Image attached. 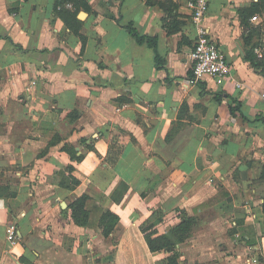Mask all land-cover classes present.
Listing matches in <instances>:
<instances>
[{"label":"crops","instance_id":"1","mask_svg":"<svg viewBox=\"0 0 264 264\" xmlns=\"http://www.w3.org/2000/svg\"><path fill=\"white\" fill-rule=\"evenodd\" d=\"M259 2L211 1L204 25L231 69L218 85L190 84L188 0H0V264H264V62L247 57L264 46ZM184 214L189 237L152 252L142 226L156 239Z\"/></svg>","mask_w":264,"mask_h":264},{"label":"trees","instance_id":"2","mask_svg":"<svg viewBox=\"0 0 264 264\" xmlns=\"http://www.w3.org/2000/svg\"><path fill=\"white\" fill-rule=\"evenodd\" d=\"M60 9H63V6H61ZM256 11H260V12L264 11V0H260L255 11L252 12V15ZM125 27L128 29L130 34L133 37H135V39L138 43H147L150 47L156 48V45H157L156 41L157 40H155V38L140 36L138 34L137 30L135 29V27L133 26V24H131V23L125 25ZM247 57L250 60L251 64L256 69L259 68L260 64L261 63L263 64V62H264V59L261 60L257 57L254 50H252V52H250ZM156 60H157L158 64H163V61L159 57H157ZM240 107H241V104L238 103L237 106L232 109V111L234 112L235 110L240 109ZM74 114H76V113L75 112L71 113V116L76 118L77 114L76 115H74ZM116 155H118V154H116ZM72 158H75V157H72ZM76 159L80 160L81 157H77ZM112 163H114V162H110V164H112ZM2 196L3 195L0 194V197H2ZM11 196H13V195H11ZM88 199L89 198L87 196H83L81 198L76 199L70 205V208L72 209V214L70 217H72V219L76 225L81 226V227L86 226L88 223V219H89L88 216L90 215V212L86 209ZM100 217H101V219H100L101 220V227L103 228V235L108 237L112 233V231L115 229V226L118 223L119 218H118V216H116L115 214H113L110 211L103 212L102 215H100ZM194 224H195V219L193 217L185 215L183 217L181 224L176 229L171 231L168 235H164V236H161V237L156 238V239L152 238V236L155 233V230L153 229V225L148 226V224H144L141 229L145 235L147 244L149 246L148 248H150V250L152 252H157V251H161V250H165L167 252H170L173 250V248L177 244L184 242L189 237L190 232H191ZM168 261H169V264H180L178 262V258L176 255L169 257Z\"/></svg>","mask_w":264,"mask_h":264},{"label":"built area","instance_id":"3","mask_svg":"<svg viewBox=\"0 0 264 264\" xmlns=\"http://www.w3.org/2000/svg\"><path fill=\"white\" fill-rule=\"evenodd\" d=\"M192 9L193 23L197 29V43L192 51L194 61L193 74L190 77V84H196L205 78H212L216 84L222 85L231 75L230 64L224 51L212 39L208 28L204 25L206 15L209 11L212 0H188ZM66 7L72 8V4ZM258 18L253 17V21ZM259 59L264 57V46L255 49ZM238 86H240L238 84ZM7 238L15 244L18 237L17 226L12 223L7 228Z\"/></svg>","mask_w":264,"mask_h":264},{"label":"rangeland","instance_id":"4","mask_svg":"<svg viewBox=\"0 0 264 264\" xmlns=\"http://www.w3.org/2000/svg\"><path fill=\"white\" fill-rule=\"evenodd\" d=\"M113 244H115L114 242H113ZM113 244H111L110 242H108V244H105V245H108V247H107V249L109 250V252H111V253H113L114 252V245ZM113 245V246H112Z\"/></svg>","mask_w":264,"mask_h":264},{"label":"water","instance_id":"5","mask_svg":"<svg viewBox=\"0 0 264 264\" xmlns=\"http://www.w3.org/2000/svg\"><path fill=\"white\" fill-rule=\"evenodd\" d=\"M84 16V15H83Z\"/></svg>","mask_w":264,"mask_h":264}]
</instances>
